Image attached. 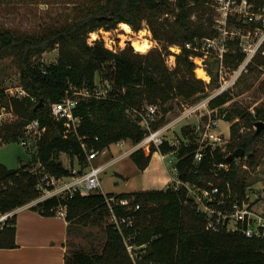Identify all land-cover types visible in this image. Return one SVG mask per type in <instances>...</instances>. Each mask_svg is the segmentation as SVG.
I'll return each instance as SVG.
<instances>
[{"label":"trees","instance_id":"obj_1","mask_svg":"<svg viewBox=\"0 0 264 264\" xmlns=\"http://www.w3.org/2000/svg\"><path fill=\"white\" fill-rule=\"evenodd\" d=\"M212 0H93L76 6L75 17L66 23L50 26L37 33H16L0 28V60L10 58L20 71V86L27 95L17 98L6 94L0 85V107L14 113L16 119L0 125V148L4 144L21 143L24 130L30 122L38 120L46 127L33 154L32 160L18 169L0 165V216L33 203L40 198L37 184L43 173L56 177L69 176L72 169L60 161L62 154L78 161L82 170L89 166L87 151L102 152L120 141L140 143L145 133L137 120L127 113L128 109H143L146 105H159L167 112V106L176 100L196 103L206 97V84L197 79L196 65L191 56L198 55L185 48L195 39L214 38L213 20L209 25L190 22L193 5L208 7ZM173 13L176 24L165 26L159 21L162 13ZM146 22L158 41H168L163 50H152L146 55L135 53L131 46L120 53L108 50L102 41L89 43L92 33L113 30L127 24L135 31L143 29ZM212 27V28H211ZM180 46L176 67L166 66L164 52L170 46ZM235 48V49H233ZM233 52L225 58L230 69H236L244 55L232 45ZM58 50L55 64L36 63L44 54ZM99 83L109 82L112 90L108 99H83L74 114L81 122L76 133L64 122L51 116V106L60 102L67 91L75 89L94 90ZM217 81L212 78L210 85ZM43 106H39L41 101ZM233 101L224 93L211 101V108H222ZM38 107V108H37ZM222 110L225 121L238 122L231 126V141L226 151L206 150L205 159L196 164L194 154L199 148L197 136L190 125L182 129L186 142L178 148L165 144L161 152L177 150V169L180 179L200 187L214 183L226 189L232 185L234 198L243 201L250 187L247 176L241 171H217L214 164H232L230 155L243 149L251 167L256 165L255 144L264 136L240 133L241 122L251 126L264 123V107L256 110L255 116L244 107L234 103ZM68 131V132H67ZM156 149L147 155L138 150L131 155L137 168L145 171ZM31 152V151H30ZM244 156V157H245ZM34 170V171H32ZM135 198L141 209L125 211L116 209L119 216L134 215L135 227L127 233L136 232L134 243L146 245L138 264H264V240L247 238L239 233L224 230L212 232L206 229L205 217L195 207L186 204V191L168 188L137 193L102 194L73 197H52L30 207L46 217L57 216L61 207L66 208L67 253L65 264H133L120 234L110 224V211L106 198ZM100 229L94 234L89 229ZM71 236L91 239L89 246L69 250L74 246ZM16 244V217L0 222V249H14Z\"/></svg>","mask_w":264,"mask_h":264},{"label":"built area","instance_id":"obj_2","mask_svg":"<svg viewBox=\"0 0 264 264\" xmlns=\"http://www.w3.org/2000/svg\"><path fill=\"white\" fill-rule=\"evenodd\" d=\"M212 2L213 7L219 15L218 19H214L213 24L216 36L214 38H204L198 45L195 42L186 43L185 48L198 53V55L190 57L194 63L197 61L201 63V61H205L208 57H214L218 63V74L222 79L225 74H229L231 77L230 83L226 82L220 85L212 95L189 106L180 116L170 121L166 120L165 117L167 115L161 111L159 105H146L141 110L128 109L127 113L137 120L145 133L140 143L132 144L130 141L116 143L120 147L126 146L128 143L131 144L126 151L110 159L108 163L101 165H94L93 162L98 159L99 155L104 154L105 150L102 152L94 150L88 152L87 146L83 144L90 166L89 171L85 172L80 167L79 170L72 169L69 176L60 178L43 173L41 180L37 184L40 198L22 208H30L52 197L64 198L67 196L73 197L76 194L88 196L95 192L102 193L100 176L109 167L125 158L131 157L138 150L151 154L152 149H156L154 153H159L162 161L170 159L169 163L171 164L174 162V159L176 160L175 166L172 169L176 177L162 190L166 191V189L171 188L179 191L184 189L186 191V204L192 205L198 212L204 215L208 231L220 232L224 230L228 233H239L247 238L264 240V212L257 214L252 211L255 203L251 202L247 192L245 199L238 201L234 198L230 182H227L226 189H222L214 183H209L208 187H200L191 182H184L178 175V151L161 152V147L165 144H169L175 148L180 146V138L184 137L183 135L181 137L177 136L174 128L183 123L191 115L196 114L200 117L199 123L197 125L189 124L193 128V132L197 136V143L199 144V148L194 154V162L196 164L202 162L205 159L207 149H210L211 153H214L218 149H222L225 152L227 141L218 132L220 123L225 119L222 113L220 114L219 108H211V101L226 93L242 73L248 72L250 65L258 56H264V0H212ZM95 34L96 32L91 35L94 36ZM97 41L104 40L93 38L89 43L92 45ZM232 45L236 46L245 57L236 69H230L225 64V58L230 53ZM104 46L111 52L117 53L112 47H107L106 43H104ZM179 52H182V48H179ZM179 52L169 56L172 59L170 63L173 68L176 66ZM204 73L205 77H202L203 80L210 83L211 78L208 71L205 70ZM96 86L94 90L72 88L67 91L66 96L60 102L54 103L51 106L52 118L57 122H64V125L70 131L76 133L81 120L75 116L74 112L80 105L81 100L89 98L108 99L109 93L112 90V85L109 82H105L104 84L96 83ZM26 95L27 93L23 88H17L16 95L13 93V97L17 98H22ZM213 114H216V118H213ZM46 130L47 128L42 127L38 120L30 122L25 127L22 145L30 151L36 152L37 145L46 133ZM172 132L174 133V138L170 139L169 134ZM234 160L232 164L218 163L214 165L217 171L231 172L240 167L238 159ZM106 203L110 211V224L120 234L133 264H138L139 260L142 259V251L147 246H138L134 243L136 240L135 231L127 233L128 230L134 229L136 217L134 215L119 216L116 209L134 211L136 213L141 209V204L135 203L134 197H107ZM19 209L3 215L0 218V222H5L15 216V213ZM57 215L65 216L66 208H59Z\"/></svg>","mask_w":264,"mask_h":264},{"label":"rangeland","instance_id":"obj_3","mask_svg":"<svg viewBox=\"0 0 264 264\" xmlns=\"http://www.w3.org/2000/svg\"><path fill=\"white\" fill-rule=\"evenodd\" d=\"M91 1L93 0H0V28H7L16 33H37L50 26L71 21L76 15V6L88 4ZM170 1H172L173 6H175L176 0ZM193 7L194 9L192 10V15L189 16V20L194 24L203 23L208 27V18L213 20V24L214 19L219 18L216 9L213 7V2L208 5V7H196L194 5ZM175 15L167 12L162 13L159 21L164 23L165 26L169 27L172 25L174 27L177 21ZM124 25L127 24H120L116 29L109 31L104 29L103 31L99 30L94 36L90 35V40L93 38H100L104 40L102 42L106 43L107 47H112L117 53H120L125 48L131 46L135 53L141 55H146L150 51L156 49L161 51L165 46H168V41H158L155 39L153 32L146 22L143 23V29L141 31H135L128 25L130 27V33H126L123 28ZM134 42H140L139 44L145 47L146 51H137L133 45ZM194 42L198 45L201 43V40L195 39ZM179 48L181 47L174 45L168 48L170 53L163 51L166 66L170 70L175 69L176 66L174 68L171 66L170 62H172V59H170L169 56L178 53ZM230 52H233L232 49ZM57 59L58 50H54L44 54L41 58L36 60V63L40 62L45 65H51L55 64ZM199 63L200 61L195 62V75L197 79L204 81L206 84V97L212 95L220 85L226 82L230 83L231 77L229 74H225L223 79L218 74V63L214 57H208L205 61ZM203 69L208 71L211 78L210 83L212 82L213 77H217V81L214 85L211 86L209 82L203 80L202 77L205 76V70L203 71ZM20 77V71L16 68L10 58L0 60V85L6 89V94L13 96V93L16 95L17 88L22 89V86H20ZM99 80L100 77L97 76V83H99ZM226 93L233 98V101L222 108H219L220 114L222 113L221 109L225 110V113H227V109H230L229 107L236 103L255 116L256 110L264 107V56H258L250 65L249 71L242 73ZM199 101H201V99L196 103ZM193 104L195 103L176 100L173 103L168 104L167 112H165L164 109H161V111L167 115L165 117L166 120L170 121L180 116L186 108ZM213 118H216V114H213ZM15 119L16 117L12 111L0 107V125L11 122ZM199 119V115H191L183 123L174 128V132L177 136L181 137L183 135L182 129L189 124L197 125ZM238 121L239 119L233 122L223 120L220 123L218 132L224 137L223 139H226L227 144L231 141V126ZM256 130L257 124L248 126L245 122H241V134L249 136L251 133H255ZM169 138H174L173 132L169 134ZM180 141L181 143L186 142L184 138H180ZM130 144L131 143H128L123 147H120L117 144L111 145L105 150L104 154L99 155L98 159L95 160L93 164L98 165L110 161V159L117 157L119 154L126 151L130 147ZM226 149L227 146L225 151ZM255 150L256 165L254 167L249 165L248 156L237 158L240 165L237 170L245 174L248 183H250V187L247 188V193L250 196L251 202L255 203L252 207V211L261 214L264 212V136L261 138L260 143L255 144ZM34 153V151L30 152L28 148L24 147L22 143L19 142L4 144L0 148V165H5L9 169H18L22 165L28 164L32 160ZM147 155L149 154L147 153ZM169 160L170 159L162 161L159 153H154L149 167L145 171H141L137 168L130 157L125 158L109 167L101 174V192L103 194H119L160 190L165 186H168L172 179H175L176 177L175 172L172 170L175 166L176 160L174 159V162L171 164L169 163ZM60 161L67 169H80L78 161L75 160L74 162H71L70 157L66 154L61 155ZM89 169L90 166H87L84 168V171L87 172ZM1 217L2 216H0V218ZM89 230L94 234L100 233L99 228ZM90 241L91 239L83 236H71L70 242L74 243V246H69V250L72 251L80 246H89Z\"/></svg>","mask_w":264,"mask_h":264},{"label":"crops","instance_id":"obj_4","mask_svg":"<svg viewBox=\"0 0 264 264\" xmlns=\"http://www.w3.org/2000/svg\"><path fill=\"white\" fill-rule=\"evenodd\" d=\"M105 163L108 161L101 164ZM15 217L17 247L0 249V264H65L68 250L65 216L46 217L33 209L21 208Z\"/></svg>","mask_w":264,"mask_h":264},{"label":"water","instance_id":"obj_5","mask_svg":"<svg viewBox=\"0 0 264 264\" xmlns=\"http://www.w3.org/2000/svg\"><path fill=\"white\" fill-rule=\"evenodd\" d=\"M43 105H44V101L42 100L39 106L41 107ZM263 130H264V123L263 122H258L257 123L256 135L261 134V132ZM244 156H245V151L243 149H237L233 154L230 155V159L242 158Z\"/></svg>","mask_w":264,"mask_h":264},{"label":"bare ground","instance_id":"obj_6","mask_svg":"<svg viewBox=\"0 0 264 264\" xmlns=\"http://www.w3.org/2000/svg\"><path fill=\"white\" fill-rule=\"evenodd\" d=\"M123 28L125 29L126 33H127V32L130 33V27H129L128 25H124ZM139 43H140V42H139ZM139 43L134 42V44H133V45L135 46L136 50L139 51V52H145V51H146V48L143 47V46H141ZM147 47H148V46H147ZM204 77H205V76H204Z\"/></svg>","mask_w":264,"mask_h":264}]
</instances>
